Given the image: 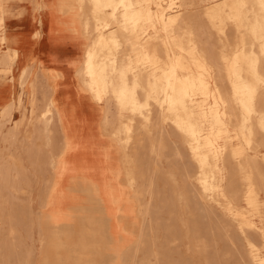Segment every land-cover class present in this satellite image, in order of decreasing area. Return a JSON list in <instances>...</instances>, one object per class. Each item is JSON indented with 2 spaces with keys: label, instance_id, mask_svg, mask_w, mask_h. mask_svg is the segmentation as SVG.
I'll return each instance as SVG.
<instances>
[{
  "label": "rangeland",
  "instance_id": "obj_1",
  "mask_svg": "<svg viewBox=\"0 0 264 264\" xmlns=\"http://www.w3.org/2000/svg\"><path fill=\"white\" fill-rule=\"evenodd\" d=\"M183 12L186 36L163 18ZM151 19L210 69L207 87L180 68L167 115L175 69ZM4 54L0 109L19 93L23 109L0 125V162L19 163L0 178V264H264V0H0ZM40 60L67 86L68 140L46 80L18 83ZM32 95L40 144L22 116Z\"/></svg>",
  "mask_w": 264,
  "mask_h": 264
},
{
  "label": "bare ground",
  "instance_id": "obj_2",
  "mask_svg": "<svg viewBox=\"0 0 264 264\" xmlns=\"http://www.w3.org/2000/svg\"><path fill=\"white\" fill-rule=\"evenodd\" d=\"M64 1L65 0H63V2ZM186 1L187 0H179V5L183 9H185V7H186ZM173 3H174V0H167L168 7H171L173 5ZM163 18H164V22L166 24H168L169 27H171V29L175 32V34H181V35L186 36L190 33L191 29L193 28V20H192L191 16L186 12L179 13V14H176L174 16H169V17H167L165 14H163ZM38 22H39V20H37V24H38ZM155 30H156V25L153 22V20L151 19V20H149V22L146 25V31L148 33H151V34L154 33L155 35H157L160 38V42H161L162 46H164L166 48L168 56L171 59L173 66H174V69H175L173 88L171 89V91L167 95L165 102H164V114L167 115L169 113V110H170L172 104L174 103V99H173L174 91L173 90H174L175 85L177 84L176 81L178 78V72H179L180 68L189 67L193 63L197 67V69L201 72L203 83L207 87H210V80H211L210 69L208 68V66L206 64H204V62L200 59V57L197 54H195L194 52H187L184 49L183 45L180 43V41H178L177 43L170 42L169 38L163 36L162 34H160V32H155ZM78 35H79V33H78ZM78 40H80V35L78 37ZM78 46H79V48L81 47V45H78ZM202 54L205 56V58L207 59L208 62L215 64V62H213L210 54H208L206 51H203V50H202ZM91 61H92V66H93L95 73H97L98 75H101V73L103 72L102 56L99 52V47L94 42L91 45ZM1 65L2 66L9 65V59H8L7 54H4L3 59L1 61ZM230 66H231V63H230ZM31 69H35L36 72L39 73L48 83L49 89H50V95H51V105H52L53 109L55 110L56 115L59 117L62 131L65 134L66 139L68 140L67 134H66V127H65L63 118H62V116L58 110V105L63 102V97L66 96V94H67V91H66L67 86H65V87L60 86L59 72L49 68L44 63H42L40 60L39 62H36V61L33 62V64L30 67L25 68L23 70V72L21 73V75L19 76L18 83L20 84L21 89H22L21 86L23 85V82L26 79V77L30 74ZM82 72H83L82 67L77 68V70L75 72L76 78H80L82 75ZM22 109H23V93H19V95L16 98H14L10 103L6 104L3 107V109L1 110V112H0V125H2L1 121H5L9 117H11L14 111H20L21 112ZM22 116L26 121L28 120L27 122H25V120L23 122L25 123V125L31 126L35 140H36L37 144H40L42 142V140H41L42 134L39 130V123L41 122V118L35 116V99H34L33 95L30 96V98H29V109H27V110L24 109L22 112ZM33 116H35V118H34L33 122H30L33 119ZM26 117H28V118H26ZM223 135H225V133H223ZM239 139H242L245 141V135L243 134V132L240 129H239ZM7 140H8V136H5L3 138V142H6ZM224 141L227 144V147L230 148L236 155H238L240 159L246 154L245 146H242L239 143L231 144V143H229L228 139L225 137H224ZM120 151H122V150H120ZM18 164H19L18 160L16 159V157H13V156H8L7 159H1V162H0V178L3 181H6L9 177L10 173L14 170V168ZM121 179H122V177H121ZM79 227L80 226L77 223L74 224V226H73L74 232L73 233L75 235L78 234ZM128 228H130V227H129V224L127 223L125 225V229L128 230ZM137 236H138V233H137ZM103 240H104V244H105L104 245V254H106L108 251V243H107L106 238L104 236H103ZM69 245H71V243H69Z\"/></svg>",
  "mask_w": 264,
  "mask_h": 264
},
{
  "label": "crops",
  "instance_id": "obj_3",
  "mask_svg": "<svg viewBox=\"0 0 264 264\" xmlns=\"http://www.w3.org/2000/svg\"><path fill=\"white\" fill-rule=\"evenodd\" d=\"M61 8V7H60ZM61 11L64 13V9L63 8H61ZM64 16H65V14H63ZM66 17V16H65ZM4 56V55H3ZM3 56L0 58V67L1 68H7L9 65H10V58H9V55H8V59H9V65H7V66H2L1 65V61H2V59H3ZM23 70V69H22ZM22 70L20 71V73L22 72ZM20 73L18 74V76H17V80H18V78H19V75H20ZM4 107V106H3ZM3 107L0 109V112H1V110L3 109Z\"/></svg>",
  "mask_w": 264,
  "mask_h": 264
}]
</instances>
